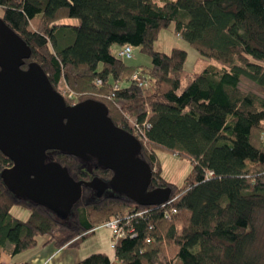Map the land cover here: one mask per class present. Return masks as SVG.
Returning a JSON list of instances; mask_svg holds the SVG:
<instances>
[{
	"label": "trees",
	"instance_id": "1",
	"mask_svg": "<svg viewBox=\"0 0 264 264\" xmlns=\"http://www.w3.org/2000/svg\"><path fill=\"white\" fill-rule=\"evenodd\" d=\"M0 8V19L31 50L21 69L37 63L67 106L102 102L111 122L132 135L129 121L148 118L140 158L153 171L150 188L168 189V201L176 208L165 220L158 206H141L116 194L93 199L94 190L82 187L71 212L54 216L17 199L0 179V254L6 244L11 255L31 250L41 236L43 244L74 247L116 215L152 209L134 223V238L117 240V262H261L250 249L256 240L253 222L264 210V98L242 92L238 83L244 77L264 87V0H0ZM65 19L78 23L63 24ZM173 23L174 33L194 51L222 66H209L182 85L185 52L153 48L159 32ZM124 46L149 56V68L140 71L119 59L117 51ZM135 71L149 77L146 87L130 82ZM116 84L121 108L107 99ZM156 149L190 162L182 186L161 177ZM47 157L75 181L112 178L110 170L94 162L62 152L49 151ZM11 166L0 152V174ZM18 205L28 211L27 220L10 213ZM76 264L111 263L108 255L96 253Z\"/></svg>",
	"mask_w": 264,
	"mask_h": 264
},
{
	"label": "water",
	"instance_id": "2",
	"mask_svg": "<svg viewBox=\"0 0 264 264\" xmlns=\"http://www.w3.org/2000/svg\"><path fill=\"white\" fill-rule=\"evenodd\" d=\"M30 55L0 19V152L12 163L0 174L5 188L17 199L66 214L79 201L82 187L111 188L146 207L167 202L168 189L150 188L153 171L140 158L136 137L111 122L102 102L67 106L37 63L21 69ZM49 151L94 162L110 170L112 178L75 181L47 157Z\"/></svg>",
	"mask_w": 264,
	"mask_h": 264
},
{
	"label": "rangeland",
	"instance_id": "3",
	"mask_svg": "<svg viewBox=\"0 0 264 264\" xmlns=\"http://www.w3.org/2000/svg\"><path fill=\"white\" fill-rule=\"evenodd\" d=\"M3 13L2 8H0V17ZM63 24L73 25L75 26L78 21L75 19H65ZM175 24H171L169 27L162 29L159 32L158 38L153 43V48L155 51L160 53L169 54L172 49L178 48L185 52L186 58L184 62V68L182 72L181 83L184 85L186 79L191 77L192 75H196V73L202 72L209 66L220 67L221 64L217 63L215 60L203 57L198 54L193 48L187 43L185 40L183 41L179 36L174 33ZM118 48L113 46V50L116 51ZM132 58L130 60H126V64L128 66L138 67L140 71L142 69H147L150 66L151 59L146 54L139 51V48L132 47ZM239 89L242 92L254 93L264 98V87H259L257 84L252 81H248L244 77H240L239 80ZM59 89H64V85L60 84ZM155 163L160 167L161 177L168 183H172L177 185L178 187L183 185L185 178L188 176L191 165L186 159L181 158L180 156H176L170 152H165L160 149H156L153 151ZM84 167V165H82ZM85 168V167H84ZM115 195L114 191L111 188H107L104 191L94 190L93 191V199L100 198L104 196H112ZM54 216L59 215L61 213L58 210H51ZM10 213L12 215H17L19 217V213H25V216H20L17 220L25 221L29 217L28 211L18 205L14 206ZM255 227V235L256 240L253 243L250 254L260 257L262 261L264 259V210L258 212L254 222ZM45 238V236H43ZM42 236L39 240L43 239ZM81 245V252L87 254H96V253H106L113 258L114 252L111 249V245L114 243L112 239V234L109 230L104 228H98L95 230L93 235L87 236L84 240L79 242ZM10 244H6L9 246ZM89 256V255H88Z\"/></svg>",
	"mask_w": 264,
	"mask_h": 264
},
{
	"label": "built area",
	"instance_id": "4",
	"mask_svg": "<svg viewBox=\"0 0 264 264\" xmlns=\"http://www.w3.org/2000/svg\"><path fill=\"white\" fill-rule=\"evenodd\" d=\"M132 47L130 46H124L120 48L117 51V57L123 61L130 60L132 57ZM148 79L144 74H140L139 72L135 71L130 79V82L137 85L138 88L146 87L148 84ZM97 82V84H99ZM121 86L119 84H116L112 88L111 95L107 98L108 100L115 101V105L117 108H121L123 105V101L121 100H115L114 94L116 92H119V89ZM67 97L72 98L73 94L69 92L67 94ZM131 131L133 132V136L136 137V139L140 143L145 142V134L146 131L150 128V122L148 121V118L146 117L144 119V122L139 123L137 121H129ZM172 200L165 202L163 204H160L158 207L161 209V216L164 217L165 220H170V216L172 214H176V208L174 206H171ZM152 209H148L145 211H138V212H131L124 215H116L115 217L109 219L106 221L105 224L101 226V228L107 229L112 234V239L114 243L111 245V249H115V245L117 243V240L119 239H132L136 236V230L134 229V223L138 222L140 219H146V216L149 215V213H152Z\"/></svg>",
	"mask_w": 264,
	"mask_h": 264
},
{
	"label": "crops",
	"instance_id": "5",
	"mask_svg": "<svg viewBox=\"0 0 264 264\" xmlns=\"http://www.w3.org/2000/svg\"><path fill=\"white\" fill-rule=\"evenodd\" d=\"M24 214L25 213H19V217L25 216ZM12 216L17 219L19 218L15 214ZM45 240L46 237L41 240L38 239L36 247L31 248V250L20 252V254L17 255H11L10 251L12 246H6L0 254V264H76L79 261L86 259L88 255L90 256V254H87L86 252H81L80 244L74 247L66 245L58 248L53 243L43 244ZM108 257L111 264H121L116 261L114 255L113 258H110L109 255Z\"/></svg>",
	"mask_w": 264,
	"mask_h": 264
}]
</instances>
